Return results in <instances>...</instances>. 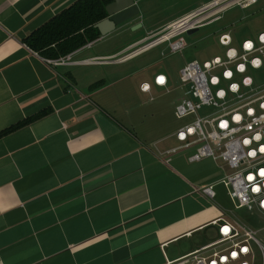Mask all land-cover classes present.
<instances>
[{"label": "crops", "instance_id": "crops-1", "mask_svg": "<svg viewBox=\"0 0 264 264\" xmlns=\"http://www.w3.org/2000/svg\"><path fill=\"white\" fill-rule=\"evenodd\" d=\"M75 1L0 0V131L46 111L0 137V264L176 261L217 237L222 186L213 199L196 189L223 171L192 147L162 155L178 145L183 89L142 57L165 46L119 55L186 13L157 20L155 0H134L136 16L48 62L22 39Z\"/></svg>", "mask_w": 264, "mask_h": 264}, {"label": "built area", "instance_id": "built-area-1", "mask_svg": "<svg viewBox=\"0 0 264 264\" xmlns=\"http://www.w3.org/2000/svg\"><path fill=\"white\" fill-rule=\"evenodd\" d=\"M259 2L209 0L161 27L141 48L162 44L167 48V52L161 50L162 57L177 53L185 47L182 34L219 21L231 8L246 9ZM262 37L264 31L255 38L244 37L236 45L229 30L221 31L217 41L225 47L222 54L201 62L191 60L178 70L177 82L183 96L174 105L173 113L177 119L189 120L175 131L178 145L162 155L192 147L191 161L211 158L219 164L222 176L196 191L213 199L215 187L221 185L234 209L246 208L264 219V176L261 175L264 171V151H261L264 148V81H255L250 74L264 62ZM246 44L251 47L246 48ZM68 58L66 55L47 61L57 64ZM152 84L167 90L168 76L157 72ZM150 87L145 81L139 84L142 92H149ZM237 116L239 120L235 119ZM213 223L217 226L215 239L165 264H264V243L254 235L255 231L226 213Z\"/></svg>", "mask_w": 264, "mask_h": 264}, {"label": "rangeland", "instance_id": "rangeland-1", "mask_svg": "<svg viewBox=\"0 0 264 264\" xmlns=\"http://www.w3.org/2000/svg\"><path fill=\"white\" fill-rule=\"evenodd\" d=\"M207 1L209 0H155L153 2V10L157 16V20H163L169 16V18H172L181 13H188ZM259 1L258 4L246 9H240L239 7L231 8L225 12L219 21L201 27L191 34H182L185 47L177 53L162 57L160 55V48L165 52H167V48L159 47L148 52L142 58L151 59L150 65H152L149 69L157 67L169 71L173 75V78L178 80V70L187 62L194 59L201 62L213 55L223 53L225 47L221 46L217 41L219 32L229 30L234 44L237 45L244 37L255 38L259 32L264 31V9H261V7H264V0ZM140 48L136 47L123 51L119 57L120 59L125 58ZM250 74L255 81H264V62L261 68L250 71ZM144 75H147V72H144ZM173 94L176 95V92H173ZM167 96L169 95L162 96L159 100L164 99L165 103ZM188 120V118L175 119L178 126L183 125ZM217 201L225 209L229 217L236 219L245 227L255 231L254 235L264 243L262 238L264 230L261 229L264 226V219L260 214L255 211H249L246 208L234 209L223 187H221V194L218 196ZM206 236L210 239L213 238L209 232L206 233Z\"/></svg>", "mask_w": 264, "mask_h": 264}, {"label": "trees", "instance_id": "trees-1", "mask_svg": "<svg viewBox=\"0 0 264 264\" xmlns=\"http://www.w3.org/2000/svg\"><path fill=\"white\" fill-rule=\"evenodd\" d=\"M110 1L77 0L30 32L22 41L48 59L65 57L100 36L94 24L106 17L105 6ZM97 85L98 82H95L91 87ZM45 112L22 119L1 130L0 137L30 123Z\"/></svg>", "mask_w": 264, "mask_h": 264}, {"label": "water", "instance_id": "water-1", "mask_svg": "<svg viewBox=\"0 0 264 264\" xmlns=\"http://www.w3.org/2000/svg\"><path fill=\"white\" fill-rule=\"evenodd\" d=\"M106 17L94 24L101 35H105L118 26L127 22L130 18L136 16L139 8L134 0H111L106 6ZM141 25L140 22L134 24L132 29ZM197 31L196 28L189 30L187 33L191 34Z\"/></svg>", "mask_w": 264, "mask_h": 264}, {"label": "snow or ice", "instance_id": "snow-or-ice-1", "mask_svg": "<svg viewBox=\"0 0 264 264\" xmlns=\"http://www.w3.org/2000/svg\"><path fill=\"white\" fill-rule=\"evenodd\" d=\"M262 39H264V37H262ZM245 47H246V48H250V47H251V44H246ZM162 81H163V78H160V82H162ZM235 119H236V120H239L240 117L237 116V117H235ZM245 143H248V141H245ZM261 151H264V148H262ZM261 175L264 176V171L261 172ZM249 179H252V177H249ZM253 190H254V191H258L259 189H253ZM224 231L227 232L228 229L225 228ZM244 251H247V249H244ZM233 255L235 256V253H233Z\"/></svg>", "mask_w": 264, "mask_h": 264}]
</instances>
